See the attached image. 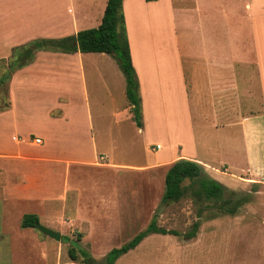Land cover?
I'll return each instance as SVG.
<instances>
[{
    "label": "rangeland",
    "instance_id": "374dc122",
    "mask_svg": "<svg viewBox=\"0 0 264 264\" xmlns=\"http://www.w3.org/2000/svg\"><path fill=\"white\" fill-rule=\"evenodd\" d=\"M244 1L224 0L222 12L217 6L221 5V0H212L211 8L200 12V16L196 15L198 20L203 18L212 24V35L219 36V43L226 46L225 50L231 51L232 38L229 36L238 16L240 24L235 23L237 37L233 38L237 49L245 47L253 50L254 45L263 46L264 0L257 5V20L260 22L255 27L256 32L244 13ZM15 2L17 9H23L22 19H32L35 25L42 21L41 15L50 0H45V3L44 0ZM105 3L106 0H88L90 19L82 21L80 29L96 26L97 16ZM174 3L179 5L176 0ZM232 8L235 15L232 14ZM174 14L179 49L184 54V49L187 50L190 45L188 37L193 34L186 30V17L179 6H175ZM166 23L158 24L157 31H166ZM220 28H224L226 35L222 34ZM35 30L37 28H34L29 40L18 42L11 48L7 59L0 58V75L7 69L6 62L15 66L10 77L23 66L30 65L36 50L29 51V43L41 39L38 34H34ZM19 37L21 35L17 33L11 39L13 41ZM21 50L33 54L23 65L18 62ZM38 62H48L50 69L53 64L59 63L58 55L41 57ZM37 69L27 70L28 76L25 73L18 76L11 91L9 80L0 86V264H107L108 261H112V264H264V172L258 171L257 174L261 176L257 178L246 174L249 164L245 162L243 144L236 137L232 141V130L211 126V115H204V120L197 111L193 114L197 156L211 161L209 164L216 169L204 168L205 174L225 188L222 197L216 202L198 198L193 192L196 185H189L188 179L183 182L184 194L178 201L163 202L167 170L149 166L144 171L129 170L119 165L111 169L83 166L77 171L78 177L75 179V171H69L70 183L65 189L59 175L62 169L59 171L55 164L35 163L40 160L30 158L43 149L45 135L52 136L55 140L53 147L60 151L71 147L74 149V142L78 147L90 151L91 137L85 134L84 127L78 121L57 117L62 111L66 113L64 109L70 115L76 114L71 104L74 99L71 87L66 90L51 85V80L36 77ZM44 74L47 75V72ZM124 80L122 70L110 54L84 61V85L91 116L89 121L93 128L92 139L98 153H107L108 159L116 164L147 166L155 155L156 160L162 159L161 156L170 150L162 141V148L156 147L159 139L153 131L148 130L145 134L137 129L132 112L130 109L128 112L126 107V95L121 93L122 87L125 88ZM192 108L195 109L196 105ZM43 116H48V119ZM160 124L172 131L178 130L173 120L166 119ZM36 136L42 138L41 145L32 143V138ZM220 164L229 167L226 170L220 168ZM250 174L255 173L250 171ZM142 177L145 178L143 182ZM89 188L95 192L93 195L104 193L109 198L113 197L111 200L114 202H102L108 209L106 223L103 213L96 211L95 202L83 200L80 196L82 193L87 194ZM63 191L67 192L64 206L63 201H59ZM222 199H229L228 204L222 203ZM235 203L238 206L232 213L220 212L221 205L232 207ZM25 213L36 214V221L60 232V239L43 234L36 226L21 227ZM91 217L96 218L97 225L106 229L102 231L94 227L92 232L86 230ZM153 217L158 226L177 230L178 234H148L134 248L112 256V248L120 247L135 233L143 230ZM194 222L198 225L192 226ZM101 235L105 240L92 241ZM84 236L90 239L84 240ZM70 245L76 247V260L70 258ZM84 253L89 260L87 263L81 261V254Z\"/></svg>",
    "mask_w": 264,
    "mask_h": 264
},
{
    "label": "crops",
    "instance_id": "0c3cea01",
    "mask_svg": "<svg viewBox=\"0 0 264 264\" xmlns=\"http://www.w3.org/2000/svg\"><path fill=\"white\" fill-rule=\"evenodd\" d=\"M176 1L179 5H175L174 0H122L130 58L139 83L143 126L137 129L145 134L148 130L153 131L159 139V142L156 143L159 148H162L160 144L162 141L170 150L161 156L162 159L156 160L155 155L152 163H149L150 165L116 164L108 159L107 153H98L92 139L93 128H91L89 121L91 116L85 92L86 86L84 85V61L100 58L105 54L108 55L107 53L80 51L68 53L40 49L35 51L34 59L30 65H25L14 74L12 73L9 79L10 91L18 76L24 73L25 76H28L27 70L35 67H38L36 77L46 81L51 80V85L55 84L66 90L71 87L73 90L74 99L71 104L74 105L73 111L76 114L70 115L64 109L66 113L62 111V116L57 115V117L78 121L80 126L84 127L85 134L91 137L90 151L84 147H78L76 142L73 145L74 149L71 147V149H61L62 151H60L53 147L55 140L52 139V136L43 134L45 135L43 136V149L34 154L33 158H30L40 160L34 161L35 163L55 164L59 171L62 169V173L59 172V175L61 174V184L65 189L70 183L71 174L69 177V171L71 173L73 170L75 171V179L78 177L77 171L83 166L111 169L114 165H119L125 166L129 170L139 169L143 171L147 170L146 167L149 166L153 169L167 170L176 159L187 158L202 164L205 169H216L214 165L209 164L211 161L197 156V142L192 125V117L196 111L204 120V115H211L209 120L211 126L220 129L229 128L232 130V141L236 137L242 142L245 162L249 164V167L246 168V174L257 178L261 176V174H257L258 171L264 172V36L261 40L262 47L257 44L254 45V51L247 50L245 47L238 50L233 41V38L237 37L235 35L237 33L234 32L235 23L240 24L238 16L234 24L232 23V32L229 36L232 38L231 51L225 50L226 46L219 43V36L212 35V24L203 18L198 20L196 16L197 14L200 16V12L211 8L213 6L212 0ZM261 1L245 0L243 5L246 18L252 22L254 32H256L255 27L260 22L257 20L256 9ZM175 6H179L181 13H184L186 30L192 31L193 34V36L188 37L190 45L188 48L186 47L187 50L184 49V54L179 49L180 44L175 26ZM217 6L223 12L224 0H221V5ZM104 7L97 16L96 26L100 22ZM17 8L15 0H0V58L7 59L11 54L12 47L18 42L23 43L29 40L28 37L33 34L34 28H37L34 34H38V38L59 39L75 35L77 31L81 30V22L90 19L87 12L88 0H50L46 3L41 15L43 18H49L47 20L42 18V21L35 25H33L34 20L32 19H22L23 9ZM30 10H32V6ZM238 10H240L239 7ZM232 11V14L235 15L234 8ZM26 13L27 9L24 11L25 17ZM161 21L167 22L166 31L162 33L157 31L159 30L158 24L163 23ZM18 25L19 27H17ZM220 30L222 34L226 35L224 28H220ZM17 33L21 37L12 41L11 38ZM255 42H259L257 37H255ZM56 55H58L59 63L57 62L58 64L55 66L53 64L50 69H48V62L46 64L38 62L41 57ZM5 65L8 67L7 62ZM46 72L47 75L44 74ZM123 89L125 90L124 86L121 93L125 95ZM126 104L127 110L130 112V105L128 102ZM193 105H196V110L192 108ZM43 118L48 119V116H43ZM166 119L176 122L178 130L172 131L160 124ZM36 139H39V142H35ZM32 143L41 145L43 140L36 136L32 138ZM146 143L148 146V142ZM175 148L178 150L175 151ZM220 166L226 170L229 167L227 164H220ZM249 170L255 174H250ZM144 180L145 178L142 177L141 182ZM78 185L79 183L74 187L77 188ZM81 188L83 187L81 186ZM85 188L88 190V187ZM64 191L59 199L60 202L63 201V206L67 196V192ZM79 192L82 191L79 190ZM93 194L95 192L89 188L87 194L82 193L80 196L83 200L95 202L96 211L103 213L105 220L108 209L102 202L106 203L108 200L114 202L111 200L113 197L109 198L104 193H99L100 196ZM77 199L79 200V194ZM77 207L78 205L75 208ZM94 227L96 230L103 231L106 229L104 226L97 225L96 218L91 217L85 229L92 232ZM102 236L92 241H103L104 237ZM83 238L84 240L90 239L89 236Z\"/></svg>",
    "mask_w": 264,
    "mask_h": 264
},
{
    "label": "trees",
    "instance_id": "16d2710c",
    "mask_svg": "<svg viewBox=\"0 0 264 264\" xmlns=\"http://www.w3.org/2000/svg\"><path fill=\"white\" fill-rule=\"evenodd\" d=\"M153 1V0H146ZM31 46L29 51L40 49H51L62 52H104L110 54L116 59L120 69L125 76V95L130 105L132 118L138 127L142 126L141 115V101L139 95V83L136 73L130 58V51L128 39L124 26V16L122 11V0H106L100 22L97 26L81 29L75 35L65 36L59 39L41 38L33 40L29 43ZM27 47V46H25ZM25 49V48H24ZM22 51V50H21ZM18 54V61L21 65L27 63L29 57L33 56L32 52L26 54L27 50H23ZM18 53V52H17ZM15 51L13 52V56ZM12 66V68H11ZM15 66L8 63L7 69L0 75V86L7 83L10 79V72L13 71ZM188 179L189 185L195 184L196 189L193 190L194 194L201 200H214L216 202L222 197L224 186L211 179L205 174L204 166L197 161L179 158L173 161L164 177V193L163 202H176L184 194L183 182ZM245 201V200H241ZM228 204L229 199H222V203ZM221 205L220 212L232 213L238 206L236 203L232 207ZM153 219V220H152ZM148 225L132 238L124 242L120 247H115L110 250V253L115 257L119 253L127 252L129 249L134 248L142 238L150 233H171L178 234L177 230L166 229L158 226L156 219L153 217ZM37 220V215L33 213H25L21 219V227H34V222ZM198 223L194 222L192 226H197ZM76 247L70 245L69 254L70 258L76 260ZM87 254H81V261L87 263L89 260ZM107 264H112L108 261Z\"/></svg>",
    "mask_w": 264,
    "mask_h": 264
},
{
    "label": "water",
    "instance_id": "95a60500",
    "mask_svg": "<svg viewBox=\"0 0 264 264\" xmlns=\"http://www.w3.org/2000/svg\"><path fill=\"white\" fill-rule=\"evenodd\" d=\"M34 225L43 233V234H46L56 240H59L60 239V233L55 231V230H52L46 226H43L41 224H39L37 221L34 222Z\"/></svg>",
    "mask_w": 264,
    "mask_h": 264
},
{
    "label": "built area",
    "instance_id": "2783aa9c",
    "mask_svg": "<svg viewBox=\"0 0 264 264\" xmlns=\"http://www.w3.org/2000/svg\"><path fill=\"white\" fill-rule=\"evenodd\" d=\"M35 142H39V139H36ZM156 147H159V145H157Z\"/></svg>",
    "mask_w": 264,
    "mask_h": 264
}]
</instances>
